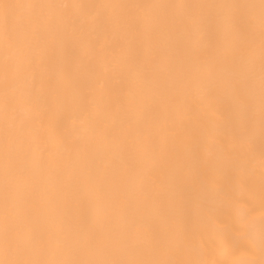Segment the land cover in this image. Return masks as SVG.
Returning a JSON list of instances; mask_svg holds the SVG:
<instances>
[{"label":"bare ground","instance_id":"obj_1","mask_svg":"<svg viewBox=\"0 0 264 264\" xmlns=\"http://www.w3.org/2000/svg\"><path fill=\"white\" fill-rule=\"evenodd\" d=\"M0 264H264V0H0Z\"/></svg>","mask_w":264,"mask_h":264}]
</instances>
